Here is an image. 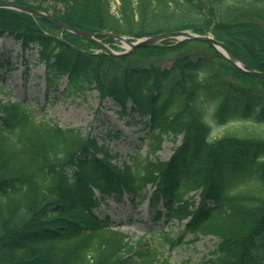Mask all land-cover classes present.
Listing matches in <instances>:
<instances>
[{"label":"trees","instance_id":"16d2710c","mask_svg":"<svg viewBox=\"0 0 264 264\" xmlns=\"http://www.w3.org/2000/svg\"><path fill=\"white\" fill-rule=\"evenodd\" d=\"M0 1L47 11L38 0ZM53 1L71 10L52 16L88 32L130 39L209 32L264 71V0ZM2 36L19 42L23 63L32 64L23 53L35 50L46 95L85 99L94 90L99 108L110 98L127 124L140 123L148 150L117 165L108 144L45 118L24 99L0 98V264H171L156 249L130 245L112 217L97 214L100 203L124 195L135 206L148 198L154 225L179 222L193 239L217 238L200 261L178 264H264L263 77L204 40L168 39L113 56L3 7ZM9 56L1 57V69L16 67ZM217 125L225 129L213 135ZM165 137L179 142L162 161L153 152ZM162 234L170 245L180 240Z\"/></svg>","mask_w":264,"mask_h":264},{"label":"rangeland","instance_id":"374dc122","mask_svg":"<svg viewBox=\"0 0 264 264\" xmlns=\"http://www.w3.org/2000/svg\"><path fill=\"white\" fill-rule=\"evenodd\" d=\"M38 3L51 14L52 11L67 14L68 10H71L68 4L53 0H38ZM105 43L112 49L119 51L124 50L126 45L115 39L111 42L105 41ZM19 52L20 44L14 38L10 36L0 38V59L3 55L8 56L7 54H9L11 63L16 66L12 69L0 68V77L7 79L5 85L0 87V97H10L11 99L16 97L26 98L31 104L41 108L40 111H43L45 118L57 121L60 126L75 127L81 130L83 134L89 133L96 138L106 139L110 143L112 150L118 153V157L115 159L117 164L129 161V156L136 151H139V154L141 153L142 155L147 152V141L144 140V130L141 129L140 123L126 125L124 118L117 117L115 114L116 107L112 105L111 100L105 101L103 110L97 113L94 112L95 108H97L95 91L87 93L85 99H65L63 97L54 99L51 97L48 102V98L44 95L43 78L40 76L43 66L40 64H29V67L26 68L21 61ZM25 57L30 58L33 62L36 54L27 51L25 52ZM117 129L120 130L119 136L107 139L108 132ZM224 129L225 126L217 125L212 127L213 135L220 134ZM173 144L170 138L165 137L159 149L153 152V156L163 161L171 154ZM115 205L117 203L110 200L109 206L100 205V209L109 215L116 212L115 217L118 220L124 219L118 228L126 233L128 242L136 247L157 249L158 256L168 259L172 264H177L180 260L186 258L200 261L215 247L214 244L217 242L216 237L211 234L201 235L199 238L192 240V236L187 234L184 231V227L179 224H160L154 226V230H151L148 226V221H141V219L149 216L147 204L140 205L136 212L126 201L120 203L118 205L119 208L116 207L118 209L115 208ZM161 229L164 232L169 231V236H180L181 240L171 246L168 245L167 241L163 240Z\"/></svg>","mask_w":264,"mask_h":264},{"label":"water","instance_id":"95a60500","mask_svg":"<svg viewBox=\"0 0 264 264\" xmlns=\"http://www.w3.org/2000/svg\"><path fill=\"white\" fill-rule=\"evenodd\" d=\"M8 8V9H14L18 10L21 12L28 13L31 16H36L42 20H47L56 27L58 26L64 31H70L77 36H81L87 40H93L96 41L101 48L104 51H107L110 54H124L125 52L130 51L131 49L135 48V46H146L150 44H156L157 42H160L165 39H176V40H182V39H198L200 41L204 40L208 43H210L212 46H215L221 53L226 56L235 66L240 67L242 70L248 72L251 75H254L256 77H263L264 78V71L261 70H256L252 68L251 66L246 65L239 56L234 54L231 49L225 45L223 42L220 40L214 38L213 36L208 35L207 33L203 34H197L193 32L192 30H187V29H179V30H170L168 32H160L157 34L149 35L144 38H139L137 40L129 41L126 39L125 36L122 35H116V34H111L106 31H101V32H94V31H85L82 29H76L75 27L67 24L63 20H60L59 18L53 17L49 12H44L43 10L37 9V8H32L28 5H20L17 4L13 1H0V8ZM102 36H108L111 38L118 39L120 41H125L128 44V48L125 49L124 52H117L115 50H111L104 42H101L98 37Z\"/></svg>","mask_w":264,"mask_h":264}]
</instances>
